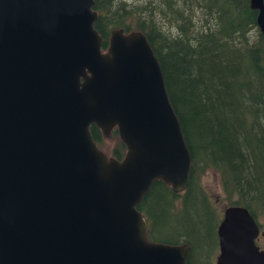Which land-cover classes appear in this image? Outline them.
<instances>
[{
	"label": "water",
	"instance_id": "water-1",
	"mask_svg": "<svg viewBox=\"0 0 264 264\" xmlns=\"http://www.w3.org/2000/svg\"><path fill=\"white\" fill-rule=\"evenodd\" d=\"M95 0H0V264H186L149 241L155 181L186 190L191 158L146 37L94 29ZM264 34V0H250ZM116 128L122 160L93 141ZM260 227L226 206L214 264H264Z\"/></svg>",
	"mask_w": 264,
	"mask_h": 264
},
{
	"label": "trees",
	"instance_id": "trees-1",
	"mask_svg": "<svg viewBox=\"0 0 264 264\" xmlns=\"http://www.w3.org/2000/svg\"><path fill=\"white\" fill-rule=\"evenodd\" d=\"M101 51L111 33L143 34L158 61L191 164L182 193L155 181L137 210L149 241L188 244L186 264H211L222 212L202 182L218 175L225 206L264 218V34L250 0H95ZM97 148L122 160L116 128L89 127ZM264 229V225L260 224Z\"/></svg>",
	"mask_w": 264,
	"mask_h": 264
},
{
	"label": "rangeland",
	"instance_id": "rangeland-1",
	"mask_svg": "<svg viewBox=\"0 0 264 264\" xmlns=\"http://www.w3.org/2000/svg\"><path fill=\"white\" fill-rule=\"evenodd\" d=\"M106 143H108V146L114 145L115 140L109 135L106 134ZM205 190L209 193L211 198L214 201L216 210L218 212H222L223 208L226 207L224 203L220 202V197H221V189H220V183H219V178L218 175L215 172H208L204 177H203V182H202ZM259 224L264 225V218H260L257 221ZM264 230V229H263ZM218 250H216V253L213 257V260L211 264H214L215 258L217 256Z\"/></svg>",
	"mask_w": 264,
	"mask_h": 264
},
{
	"label": "flooded vegetation",
	"instance_id": "flooded-vegetation-1",
	"mask_svg": "<svg viewBox=\"0 0 264 264\" xmlns=\"http://www.w3.org/2000/svg\"><path fill=\"white\" fill-rule=\"evenodd\" d=\"M258 225L260 227L259 223H258ZM217 240H218V237H217ZM255 245L259 248L260 251H262V250L264 251V230H262V228H260V235H258V237L255 240ZM218 253H219V247H218ZM218 253H217V255H218ZM215 260H216V258H215ZM214 263H215V261H214Z\"/></svg>",
	"mask_w": 264,
	"mask_h": 264
}]
</instances>
